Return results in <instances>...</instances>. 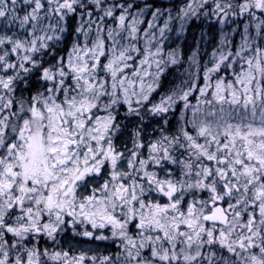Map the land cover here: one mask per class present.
Masks as SVG:
<instances>
[{"label": "snow or ice", "instance_id": "1", "mask_svg": "<svg viewBox=\"0 0 264 264\" xmlns=\"http://www.w3.org/2000/svg\"><path fill=\"white\" fill-rule=\"evenodd\" d=\"M0 264H264V0H0Z\"/></svg>", "mask_w": 264, "mask_h": 264}, {"label": "trees", "instance_id": "2", "mask_svg": "<svg viewBox=\"0 0 264 264\" xmlns=\"http://www.w3.org/2000/svg\"><path fill=\"white\" fill-rule=\"evenodd\" d=\"M154 3L158 7H167L173 10V15H175L176 9H178L182 4L183 0H154ZM146 26V25H144ZM142 26V27H144ZM174 27H179V22H175ZM232 25L226 26L224 31L230 32ZM170 39L167 42L168 48L179 47L182 50L185 63L179 70L173 71L167 77L165 87H169L172 83L180 84L181 81L187 76L184 69L188 68L187 58L192 54L194 50H198L199 60L201 67L206 63L211 56L212 50L218 46L223 37L222 26L215 22V18L212 20L205 19L201 17L198 20H193L186 25L185 30L182 35L177 37L176 32L170 33ZM70 39V38H69ZM239 37H236L238 40ZM192 71H195L193 68ZM176 125L175 117H170V130H174ZM157 128V123L153 121L148 126V131L145 133V142L152 139L153 130ZM158 133V132H157ZM69 240L64 236L63 248L68 244ZM43 243L41 247H43ZM103 251H106L105 249ZM101 251V252H103Z\"/></svg>", "mask_w": 264, "mask_h": 264}, {"label": "rangeland", "instance_id": "3", "mask_svg": "<svg viewBox=\"0 0 264 264\" xmlns=\"http://www.w3.org/2000/svg\"><path fill=\"white\" fill-rule=\"evenodd\" d=\"M156 135H158V133H155ZM152 135H153V133H152ZM153 138V137H152ZM66 236V238L69 240V242H68V244L65 246V247H69V243L71 242V236H72V234H71V232H69L67 235H65ZM77 239H79V238H77ZM63 240H64V237H63ZM42 245V244H41ZM84 247H86V246H84ZM94 247V246H93ZM73 249H74V252H79V250H80V248L79 247H77V246H75V244L73 243ZM104 250V248L103 247H101V249L99 250V251H103ZM106 250V249H105ZM110 250H112V251H114V248L113 249H110Z\"/></svg>", "mask_w": 264, "mask_h": 264}]
</instances>
